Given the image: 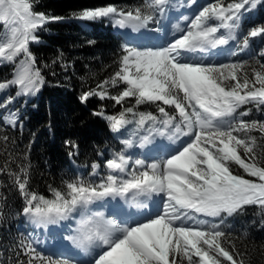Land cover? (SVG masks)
Listing matches in <instances>:
<instances>
[{"label": "snow or ice", "instance_id": "snow-or-ice-1", "mask_svg": "<svg viewBox=\"0 0 264 264\" xmlns=\"http://www.w3.org/2000/svg\"><path fill=\"white\" fill-rule=\"evenodd\" d=\"M34 2L0 0V24L4 25L0 63L15 65L13 78L0 81L4 97L0 110H6L3 122L11 127L19 120L18 109L9 107L15 98L34 96L45 84L30 45L40 42L39 34L50 23L64 19L35 11ZM193 5L197 0H187L184 6ZM258 5H264V0H214L198 6L192 17H182L184 27L173 25L174 39L160 46L123 49L119 70L96 89L84 92L81 103L95 97L121 105L118 115H106L103 109L93 115L105 119L111 131L120 135L132 124L146 131L141 147L155 135L173 142L182 136L189 139L174 152L151 162L137 159L131 167V157L123 151L113 153L103 165H91L90 176L97 180L77 176L65 182L64 189L50 186L51 198L30 190L26 166L11 173L24 201L20 214L31 224L44 228L62 221L75 224L65 225L69 232L63 239L71 248L45 255L22 240L16 245L15 264H247L245 253L235 244L225 246L230 234L224 228L229 218L243 214L247 206L264 210V120H244L251 108L240 111L247 105L264 111V63L257 61L256 67L248 61L216 64L204 60L213 49L228 47L230 55H236L251 49L252 38L264 39V24L256 23L246 34L243 31L245 24L253 23L248 13ZM174 6L173 0H143L131 9L108 4L85 8L75 18L84 22L107 19L115 27L134 31L155 25L149 31L160 33L161 22ZM230 42H235V50ZM259 56L264 57V50ZM118 85L123 88L112 95L109 86ZM145 104L155 105L160 116L140 112L138 106ZM65 143L72 149L70 156L78 154V145ZM121 143L131 148L134 142L123 139ZM233 165L244 175L234 172ZM102 166L107 169L104 174L99 171ZM116 198L128 209H150L151 214L140 219L116 207L107 217L92 208ZM72 249L91 259L81 261Z\"/></svg>", "mask_w": 264, "mask_h": 264}, {"label": "trees", "instance_id": "trees-1", "mask_svg": "<svg viewBox=\"0 0 264 264\" xmlns=\"http://www.w3.org/2000/svg\"><path fill=\"white\" fill-rule=\"evenodd\" d=\"M142 2L35 0V11L64 19L50 23L39 34L40 42L30 45L45 84L38 92V99L20 97L13 104L18 108L21 119L26 120L24 130L6 128L0 122V168L5 169L0 172V262L3 264H15V253L18 251L16 245L25 241L17 224L24 201L11 173H18L20 167L26 166L30 190L51 198L50 186L64 189L65 182L77 177L69 166V152L72 149L65 141H72L79 146L76 160L84 165H91L95 161L104 163L110 153L120 150L119 142L110 134L108 122L93 113L101 111L104 106L106 115H118L122 111L121 105L112 100L100 102L94 97L87 103L80 101L84 92L96 89L98 84L110 80L117 72L120 61L118 41L112 37L113 33H102L95 26L91 31L82 28L79 22L84 21L77 20L75 16L85 8L108 4L118 8H132ZM228 2L230 0H225V3ZM248 16L253 23L243 26L245 34L256 23L264 24V5H258ZM3 30L4 25L0 24V32ZM252 40L254 43L251 49L237 56L235 61H248L251 66L258 67L257 61L264 63V57L259 56V52L264 50V39L257 37ZM245 71L251 76L250 67L246 66ZM14 72V64L0 63V81L11 80ZM108 90L116 95L121 89L109 86ZM23 99H27L26 102L23 103ZM134 102L132 99L131 103ZM29 104H36V109L29 107ZM247 108H251L248 120H264V111H257L251 105L240 111ZM138 110L151 112L148 104L138 106ZM134 126L128 125L124 136ZM4 136L8 137L7 141L2 139ZM102 151L106 159L99 156ZM233 171L244 175L238 166ZM224 230L230 234L226 247L235 244L240 252L245 253L247 264H264V210L255 205L247 206L243 214L229 218ZM20 258L24 259L23 256Z\"/></svg>", "mask_w": 264, "mask_h": 264}, {"label": "rangeland", "instance_id": "rangeland-1", "mask_svg": "<svg viewBox=\"0 0 264 264\" xmlns=\"http://www.w3.org/2000/svg\"><path fill=\"white\" fill-rule=\"evenodd\" d=\"M173 3H180V5H183L184 3H187V1L186 0H175V1H173ZM131 7H124V9H130ZM194 14V12L193 13H191L190 15H188V17H192V15ZM95 23H97L99 26H101V28L102 29H107V27L108 28H112V32L114 33V31H116L115 29L116 28H118V27H115L114 25H113V23L112 22H110L109 20H107V19H104V20H102V21H95ZM89 24L90 23H88V22H86V23H81V25L82 26H85L86 28H89L90 26H89ZM209 59H210V62L211 63H216V64H219V63H232V62H227V60H223L222 59V61H220V62H218V61H215L214 60V58L212 57V56H209ZM209 63V62H208ZM12 91V90H11ZM38 95V93H36V95H34V96H30V97H35V96H37ZM95 98V97H94ZM2 99H4V97L3 96H0V100H2ZM107 100V99H106ZM11 108V107H10ZM12 109V108H11ZM2 111V110H1ZM5 115H7V112L5 111ZM4 115V116H5ZM2 120H3V118H2ZM6 125H9V124H7V123H5ZM128 149H130V148H128ZM136 150V149H135ZM134 150V151H135ZM133 156H135L134 154H133ZM101 174H104L103 172H101ZM53 238H56V237H53Z\"/></svg>", "mask_w": 264, "mask_h": 264}, {"label": "bare ground", "instance_id": "bare-ground-1", "mask_svg": "<svg viewBox=\"0 0 264 264\" xmlns=\"http://www.w3.org/2000/svg\"><path fill=\"white\" fill-rule=\"evenodd\" d=\"M113 33V32H112ZM114 34V33H113ZM172 142V146L173 147H175L176 145L175 144H178V143H180L181 141L180 140H177V141H175V142H173V141H171ZM157 143H163L162 141H159V142H157ZM109 207H107L105 210H104V212H105V215H106V211H110V209H108ZM139 215H145L144 213H142V214H139ZM107 216V215H106ZM112 216V212L109 214V217H111ZM55 246H57L58 248L60 247V245H55ZM67 247V246H66ZM78 253V256L79 257H81V259H85V253H83V252H77Z\"/></svg>", "mask_w": 264, "mask_h": 264}]
</instances>
